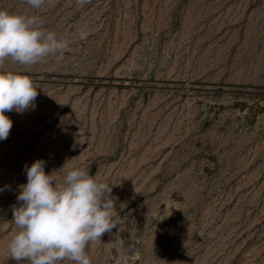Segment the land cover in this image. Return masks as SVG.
I'll list each match as a JSON object with an SVG mask.
<instances>
[{
  "label": "rangeland",
  "instance_id": "rangeland-1",
  "mask_svg": "<svg viewBox=\"0 0 264 264\" xmlns=\"http://www.w3.org/2000/svg\"><path fill=\"white\" fill-rule=\"evenodd\" d=\"M0 9L72 41L62 60L4 64L38 96L5 113L0 264H17L13 208L38 159L58 182L67 162L112 187L119 223L86 249L91 264H264V0Z\"/></svg>",
  "mask_w": 264,
  "mask_h": 264
},
{
  "label": "clouds",
  "instance_id": "clouds-1",
  "mask_svg": "<svg viewBox=\"0 0 264 264\" xmlns=\"http://www.w3.org/2000/svg\"><path fill=\"white\" fill-rule=\"evenodd\" d=\"M33 9H41L52 0H21ZM90 0H76L84 6ZM89 33L80 31L79 39ZM72 41L64 34L43 27L37 15L11 13L0 9V141L8 138L13 121L5 114L24 113L33 108L38 90L21 72L4 71L12 62L25 70L48 57L64 58ZM66 175L59 182L45 172V162L36 160L25 166L27 183L20 186L13 208L12 222L17 231L7 244L11 259L28 264H91L86 249L105 233L116 228V201L112 187L89 170L67 162Z\"/></svg>",
  "mask_w": 264,
  "mask_h": 264
}]
</instances>
